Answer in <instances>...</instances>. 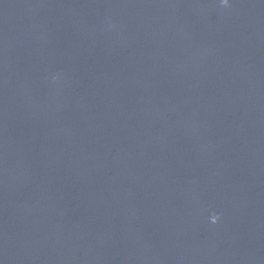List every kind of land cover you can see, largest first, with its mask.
Returning a JSON list of instances; mask_svg holds the SVG:
<instances>
[{
    "label": "water",
    "instance_id": "water-1",
    "mask_svg": "<svg viewBox=\"0 0 264 264\" xmlns=\"http://www.w3.org/2000/svg\"><path fill=\"white\" fill-rule=\"evenodd\" d=\"M0 264H264V0H0Z\"/></svg>",
    "mask_w": 264,
    "mask_h": 264
},
{
    "label": "clouds",
    "instance_id": "clouds-1",
    "mask_svg": "<svg viewBox=\"0 0 264 264\" xmlns=\"http://www.w3.org/2000/svg\"><path fill=\"white\" fill-rule=\"evenodd\" d=\"M222 2H223L224 5H228L229 0H222ZM218 220H219V216H213L212 217L213 223L217 222Z\"/></svg>",
    "mask_w": 264,
    "mask_h": 264
}]
</instances>
